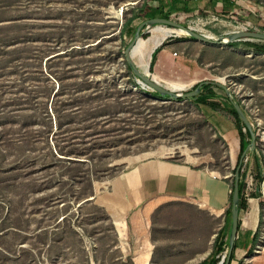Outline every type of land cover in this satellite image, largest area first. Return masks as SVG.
<instances>
[{
  "label": "rangeland",
  "instance_id": "obj_1",
  "mask_svg": "<svg viewBox=\"0 0 264 264\" xmlns=\"http://www.w3.org/2000/svg\"><path fill=\"white\" fill-rule=\"evenodd\" d=\"M251 1L228 22L171 20L214 39L264 33V0ZM143 3L0 0V264H121L119 232L129 229L127 221L118 208L115 220L103 203L119 178L142 160L156 159L227 184L167 210L179 223L182 246L198 248L194 263L210 257L223 227L230 235L232 186L241 165L247 207L236 240L244 251L231 264H264V54L243 44L264 41L230 47L170 26L150 27L138 51L141 59L150 56L149 69L158 49V82L176 94L198 83L218 85L210 101L221 108L161 100L136 88L124 65L119 29ZM149 16L134 23L126 46ZM237 99L256 134V149L242 162L240 150L230 153L235 140L228 143L213 125L221 119L236 126L230 111Z\"/></svg>",
  "mask_w": 264,
  "mask_h": 264
},
{
  "label": "crops",
  "instance_id": "obj_2",
  "mask_svg": "<svg viewBox=\"0 0 264 264\" xmlns=\"http://www.w3.org/2000/svg\"><path fill=\"white\" fill-rule=\"evenodd\" d=\"M147 2L151 8L145 13L150 15L149 20L168 16L169 19L181 17L190 23L210 17L228 22L229 18H233L232 15L241 14L239 11L243 4L248 8L254 5L251 0H147ZM213 112L211 117L215 118L216 113ZM213 125L228 143L230 138L235 140L236 150L234 153L230 152L235 156L240 150L239 132L235 124L215 119ZM216 184L227 188V184L218 182L212 175L175 164L167 159L142 160L136 168L119 178L112 186L110 198L105 197L103 206L114 213L113 217L118 214L116 212L118 208L120 212L118 217L127 221L125 223L129 229L119 232L121 238L117 249L121 253V264H201L207 260L209 256L197 263L193 262L192 255L198 252V248L191 251L189 246L186 248L182 246L184 241L181 240L179 223L174 222L176 219L174 215H171L170 219L167 210L176 203L187 202V196H203L209 187ZM108 199L111 202L108 203L106 201ZM114 219L117 220L115 217ZM242 249V246H238L236 257H240L244 251Z\"/></svg>",
  "mask_w": 264,
  "mask_h": 264
},
{
  "label": "water",
  "instance_id": "obj_3",
  "mask_svg": "<svg viewBox=\"0 0 264 264\" xmlns=\"http://www.w3.org/2000/svg\"><path fill=\"white\" fill-rule=\"evenodd\" d=\"M158 24L170 26L175 29L185 30L188 32V36L206 44L228 45L230 43L239 42V41H264V33L256 32V31H235L232 32L230 35H228L226 38L214 39L209 37L208 35L199 33L198 31H196L191 27H185L180 23L174 22L171 19L154 18L141 23L135 32L134 38L132 39V41L124 51L126 61L128 65L132 68L133 74L137 79L136 82L138 85H140L141 89L143 90L148 89L151 90L152 92L160 94L161 96H167L170 100L191 99L193 97H196L200 94L202 85H200L197 89L189 93L176 94L174 91L167 88V86L163 85L158 81L151 80L150 78L146 77L139 71L134 61L135 49L137 48L142 38V35L144 34V31ZM224 89L226 93L230 96L229 91L226 88ZM231 104L235 108L236 112L238 113L239 117L241 118V120L243 121V123L245 124L246 128L249 130L251 135V143L248 145V147L246 148V150L242 155L241 158V162H242L245 155L249 151H254L256 149V134L253 132L251 124L240 104H238L236 101L233 100L231 101ZM240 172H241V165L236 169L235 172L234 191L232 196V209H231L232 224L229 235V250L224 257L222 264H230L232 251L235 246V242L239 230Z\"/></svg>",
  "mask_w": 264,
  "mask_h": 264
},
{
  "label": "trees",
  "instance_id": "obj_4",
  "mask_svg": "<svg viewBox=\"0 0 264 264\" xmlns=\"http://www.w3.org/2000/svg\"><path fill=\"white\" fill-rule=\"evenodd\" d=\"M150 10H151V8L148 5L147 0H144V3L142 4V6L140 8L135 9L133 11L131 17L126 19L124 21V23L121 25V27L119 29V35H120V38L122 40V45L124 47H127L125 38L132 35V33L134 32L133 24L137 20H139L145 13L149 12ZM161 18L169 19L168 16H163ZM239 44L240 43L234 42V43H230L229 46L230 47H236ZM243 44L248 48H253L255 50V52L258 54H264V44L251 43V42H244ZM150 48H153V44L150 45ZM157 53H158V49L155 50V52L153 53V55L151 57L149 69H148V61L150 59V56L146 55L143 59H141L139 54L135 55V57H138V59H139V60L137 59L139 62V64L137 63L139 71L143 75H145L146 77L150 78L153 81H158L155 74H153V69H154V66L156 63ZM123 57H124V65L126 67V70L129 73L134 86L139 89L140 85H138L137 82L134 80L136 77L133 74L132 68L128 65L126 58H125V55ZM200 85H202L200 94L198 96L193 97V98L188 99V100L196 103L197 105L205 104L206 106H208L209 108H211L213 110H218L219 108H221V106L218 105V103L210 101L212 98L216 97V95H214V91H210V90H213L214 88L219 87V86L218 85L212 86V85H214L212 83H205V84L198 83V84H195L193 86L192 91L197 89ZM208 90L210 92H208L207 94L204 93V91H208ZM152 94H153V96L157 97L158 99L170 100L167 96H161L160 94L155 93V92H153ZM184 100H187V99H179V101H184ZM170 101H173V100H170ZM237 102L244 109V106L239 99H237ZM230 112L235 119L236 128H237L239 135H240V153H241V155H243L244 151L246 150L248 145L251 143V135H250L249 130L246 128L245 124L243 123V121L239 117V115L236 112L233 105H232V109ZM244 129H246V132H244ZM233 191H234V186H232L231 200H232V196H233ZM246 207H247V202L243 199V186H242V184H240L239 212L244 210ZM230 216H231V210H230ZM231 218H232V216H231ZM240 227H241V225L239 222V230H240ZM239 230H238V232H239ZM228 237H229V231H227V229H225V227H223L219 231L218 235L215 238L214 249H213L212 254L210 255V257L207 260H205L201 264H218L220 257H217V256H219L220 254H222L224 252L225 246L227 244V242L225 240ZM228 242H229V240H228ZM237 250H238V244H237V240H236L235 246H234L233 251H232L230 264L232 263V260L235 257Z\"/></svg>",
  "mask_w": 264,
  "mask_h": 264
},
{
  "label": "bare ground",
  "instance_id": "obj_5",
  "mask_svg": "<svg viewBox=\"0 0 264 264\" xmlns=\"http://www.w3.org/2000/svg\"><path fill=\"white\" fill-rule=\"evenodd\" d=\"M175 29V28H174ZM177 30H182V29H177ZM153 31H157V29H152V32ZM182 31H184L185 33H186V35L188 36V32L187 31H185V30H182ZM170 32V31H169ZM174 33H176L175 31H173ZM172 33V32H171ZM209 37H211V38H214L212 35H208ZM139 45H140V42H139V44H138V46H137V48L135 49V54H134V57H135V55L136 54H139V51H138V47H139ZM136 63V62H135ZM137 65V64H136ZM138 67V66H137Z\"/></svg>",
  "mask_w": 264,
  "mask_h": 264
},
{
  "label": "built area",
  "instance_id": "obj_6",
  "mask_svg": "<svg viewBox=\"0 0 264 264\" xmlns=\"http://www.w3.org/2000/svg\"><path fill=\"white\" fill-rule=\"evenodd\" d=\"M174 55L177 56V53H175ZM224 257H225V256H223V259H224ZM223 259H222V261H223ZM220 264H222V262H221Z\"/></svg>",
  "mask_w": 264,
  "mask_h": 264
}]
</instances>
